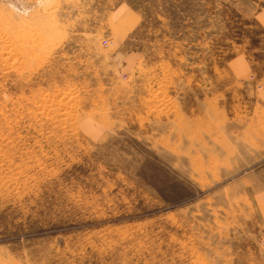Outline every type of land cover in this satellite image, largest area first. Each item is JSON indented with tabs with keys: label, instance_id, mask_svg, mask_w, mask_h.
I'll list each match as a JSON object with an SVG mask.
<instances>
[{
	"label": "rangeland",
	"instance_id": "rangeland-1",
	"mask_svg": "<svg viewBox=\"0 0 264 264\" xmlns=\"http://www.w3.org/2000/svg\"><path fill=\"white\" fill-rule=\"evenodd\" d=\"M262 90L264 0H0V264H264Z\"/></svg>",
	"mask_w": 264,
	"mask_h": 264
},
{
	"label": "crops",
	"instance_id": "crops-1",
	"mask_svg": "<svg viewBox=\"0 0 264 264\" xmlns=\"http://www.w3.org/2000/svg\"><path fill=\"white\" fill-rule=\"evenodd\" d=\"M260 98H262L264 102V91ZM249 191L251 198L256 200L259 206H262L264 209V168L260 170V172L249 174Z\"/></svg>",
	"mask_w": 264,
	"mask_h": 264
},
{
	"label": "bare ground",
	"instance_id": "bare-ground-1",
	"mask_svg": "<svg viewBox=\"0 0 264 264\" xmlns=\"http://www.w3.org/2000/svg\"><path fill=\"white\" fill-rule=\"evenodd\" d=\"M16 64V63H15ZM46 97V96H45Z\"/></svg>",
	"mask_w": 264,
	"mask_h": 264
}]
</instances>
